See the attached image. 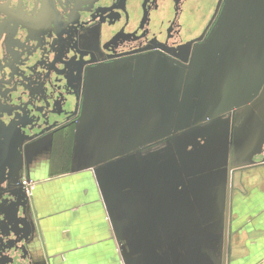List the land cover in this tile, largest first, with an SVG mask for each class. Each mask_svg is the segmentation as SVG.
I'll use <instances>...</instances> for the list:
<instances>
[{
  "label": "crops",
  "instance_id": "0c3cea01",
  "mask_svg": "<svg viewBox=\"0 0 264 264\" xmlns=\"http://www.w3.org/2000/svg\"><path fill=\"white\" fill-rule=\"evenodd\" d=\"M226 31L216 39L228 41ZM209 44L196 50L193 60L199 61ZM107 71L89 73L73 137L62 152L54 149L59 142L36 135L22 172V178L35 181L32 194L26 199L7 194L11 205L0 197L2 223L15 224L25 234L14 253L27 264H193V248L200 246L210 253V264H264V153L233 170L229 182L226 138L223 164L192 182L181 156L191 139L180 138L184 131L229 118L235 104L261 85L264 67L257 82L245 86L227 108L218 107L219 99L203 105L202 91L189 107L196 70L180 74L175 65L148 61L135 74ZM95 77L102 79L97 89L104 87L103 94L115 93L114 98L94 96ZM204 78L199 77V86ZM92 103L105 110L92 109ZM206 109L213 112L203 116ZM172 125L182 130L173 135ZM214 140L216 154L222 144L220 137ZM175 156L185 177L180 186L170 177ZM26 204L33 226L25 232L18 221L24 214L18 211ZM213 209L216 215L208 217ZM194 216L202 226L198 232L187 230ZM11 256L0 260L12 264Z\"/></svg>",
  "mask_w": 264,
  "mask_h": 264
},
{
  "label": "flooded vegetation",
  "instance_id": "af4514ba",
  "mask_svg": "<svg viewBox=\"0 0 264 264\" xmlns=\"http://www.w3.org/2000/svg\"><path fill=\"white\" fill-rule=\"evenodd\" d=\"M164 1L0 0V44L6 45L8 50L5 64L10 66L11 73L16 71L18 74L17 89L36 91V86L42 84L43 80L38 73L41 64L51 57L56 59L66 55L81 62L83 90L88 86L89 73L97 70L116 69L135 74L148 61L167 62L183 68L194 59V52L206 43L209 36L216 33L217 25L228 21L229 15L225 16L223 10L232 6V0L203 2L205 6L201 7L202 3L200 8L204 10L207 7L205 11L210 14L199 32L187 37V28H184L181 20L185 14L183 6L188 3L187 11H191L192 3H198V0H170L174 3L172 17L159 29H153L151 17ZM137 12L138 16L134 17ZM192 12L200 26L204 20L203 13ZM243 45L246 51L248 41L245 40ZM259 53L255 49V55ZM29 62L34 65L33 70ZM260 87L259 92L264 84ZM78 116L72 114L61 124L37 132L34 137L28 138V145H23L19 150H7L1 145L4 149H0V197L6 199L3 204L11 205L14 202L9 201L7 194L4 195L7 190H23L22 172L24 165H27L24 155L29 159V147L33 140L44 134L59 142L54 149L62 152L63 144L73 137ZM4 164L9 166L5 168L9 173L3 169ZM3 204L0 203V208ZM27 204L18 211V215L24 214L18 221L24 224L25 232L32 230L33 226ZM7 228H12L18 237L25 236L15 224Z\"/></svg>",
  "mask_w": 264,
  "mask_h": 264
},
{
  "label": "rangeland",
  "instance_id": "374dc122",
  "mask_svg": "<svg viewBox=\"0 0 264 264\" xmlns=\"http://www.w3.org/2000/svg\"><path fill=\"white\" fill-rule=\"evenodd\" d=\"M205 1L193 2L190 8L191 11H187L189 9L188 3L184 4L183 11H185V14H183L181 20L184 28H187L185 29L187 37L195 32L198 33L208 18L210 13L205 11L208 8L206 7L204 10L200 8V5ZM203 6H205V3L201 7ZM173 7L174 3L172 1H164L159 9L153 13L151 27L159 29L163 24H166L168 19L172 17ZM192 11L203 13L204 20L200 26L196 23L197 17ZM138 12L134 13V17L138 16ZM226 24L229 40L215 39L202 49L198 65L199 73L195 74L193 79L191 90L194 94L189 97V107L193 106L192 103L197 98L198 92L202 91V94L204 93L203 105L208 104L207 101L219 99L216 101L218 107L227 108L232 102L241 97L245 86L257 82L259 74L263 70L264 0H235L233 13L229 16ZM245 40L249 43L246 51L243 48ZM232 44L233 47L231 48ZM226 47H228V50H226ZM255 49L260 52L258 55H255ZM10 52L13 53V51ZM66 56L69 58L67 59ZM66 56H61V58L59 56L56 59L51 57L50 60L41 64L38 73L42 75L43 80L42 84L36 86V91H33V89H17L19 85L18 74L16 71L11 73L10 66L5 64L8 58V50L6 45L0 44V149H4V147H1V145H4L7 150H19L28 142V138L34 137L33 135L37 132L61 124L72 114L79 113L84 81L82 74H80L79 64L81 62H78L80 61L78 59L76 61L72 60L70 55ZM28 64L33 70L34 65H31V62ZM107 73L108 71L101 75H109ZM173 73L175 72L172 71ZM200 76H205L203 86H199ZM156 78H158L157 84H159L160 77ZM101 81V77L94 78V96L99 94L103 98H114L115 93L103 94L104 87L97 89L101 85ZM194 83L195 86L193 87ZM188 89L189 83L186 90ZM105 105L100 107L105 110ZM100 107H94L92 103V109ZM212 112V110L206 109L201 114L205 116ZM223 123L225 124V119H223ZM224 124L219 122L215 130L206 125L180 135L181 139L186 135L191 139V142L182 148L181 156L186 173L192 182H194L192 177L205 175L223 164ZM3 135H6V138ZM216 137H220L222 146L220 152L213 154L214 138ZM4 159L7 160V156ZM215 213L213 209L207 216H214ZM0 228L2 259L8 262L6 257L12 255V258L15 256V261L12 264H27L20 258V255L14 253V249L17 248L18 252L19 245L23 243L21 237L16 238L11 229L2 223L1 218ZM211 261L209 252L202 250L200 246L193 248L191 257L193 264H210Z\"/></svg>",
  "mask_w": 264,
  "mask_h": 264
},
{
  "label": "water",
  "instance_id": "95a60500",
  "mask_svg": "<svg viewBox=\"0 0 264 264\" xmlns=\"http://www.w3.org/2000/svg\"><path fill=\"white\" fill-rule=\"evenodd\" d=\"M233 3L234 2L232 0V6H229L223 10V14L225 16H228V15L231 16V14L233 13ZM225 26H226V23H219L216 27L217 28L216 33L211 34L209 38L207 39L206 43L211 42L212 40H215L217 36L218 37L223 36ZM198 65H199V61L192 60L191 65L183 66V68L176 66V68L179 71V73L182 74L185 68L191 69V71L193 70L198 71ZM261 81H262L261 85H263L264 76ZM261 85H259L258 87L259 90L257 88L256 91L250 92L242 103L238 105L235 104L236 108L231 110L230 117L225 119V124L223 123L222 118L219 119L220 124L225 125V140L226 138H228L227 162L228 160L232 162L231 168H229V182L231 181V175L233 173V170L237 169L238 167L244 164L253 162V157L257 153L259 154L264 153V88L261 92H259ZM219 122L217 123V125L211 126L212 130H215L217 128V126L219 125ZM180 130L182 129L179 127H175V125H172L170 129V133L174 135L175 132L178 133ZM125 134L127 133L124 132L123 135H121V139L124 142H126V139H127V136ZM170 158H172V155L170 156ZM241 158L245 159V161L242 164L238 165L236 162L238 161V159H241ZM177 161L178 159L175 156L174 162L172 161L170 162V164L173 167H175V171H174V169H172V166H171L170 177L173 178L172 182L173 183L175 182V186L178 184L180 186V185H183V179H185V177H183L182 170L181 169L179 170V164H177ZM177 175L179 179H176L175 181V178L177 177ZM7 188H8V184H7ZM183 191L184 190L179 191V192H183ZM5 194L15 195V196L22 194L23 198L25 199L27 198V194L25 193L24 189L21 190V192L19 189L7 190L4 193V195ZM186 197L187 199H189L191 209H194V204L190 198L188 191H186ZM27 202H28V199H27ZM192 213L194 215L195 211H192ZM195 220H196L195 216L193 219H190L187 225V230L198 232L202 229V226L199 225V222ZM183 262L184 261H182V263ZM0 264H5V263L4 261L0 260Z\"/></svg>",
  "mask_w": 264,
  "mask_h": 264
},
{
  "label": "built area",
  "instance_id": "2783aa9c",
  "mask_svg": "<svg viewBox=\"0 0 264 264\" xmlns=\"http://www.w3.org/2000/svg\"><path fill=\"white\" fill-rule=\"evenodd\" d=\"M35 181L30 177H23L21 182V187L24 189L25 193L30 196L34 189Z\"/></svg>",
  "mask_w": 264,
  "mask_h": 264
}]
</instances>
